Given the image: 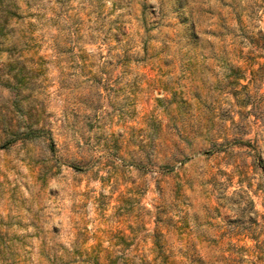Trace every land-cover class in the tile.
I'll return each instance as SVG.
<instances>
[{
    "label": "rangeland",
    "instance_id": "rangeland-1",
    "mask_svg": "<svg viewBox=\"0 0 264 264\" xmlns=\"http://www.w3.org/2000/svg\"><path fill=\"white\" fill-rule=\"evenodd\" d=\"M264 0H0V264H264Z\"/></svg>",
    "mask_w": 264,
    "mask_h": 264
},
{
    "label": "trees",
    "instance_id": "trees-1",
    "mask_svg": "<svg viewBox=\"0 0 264 264\" xmlns=\"http://www.w3.org/2000/svg\"><path fill=\"white\" fill-rule=\"evenodd\" d=\"M261 40H264V38H263V37H261Z\"/></svg>",
    "mask_w": 264,
    "mask_h": 264
}]
</instances>
